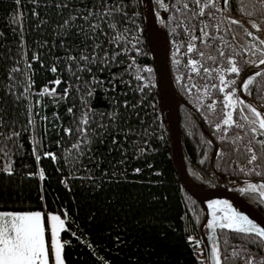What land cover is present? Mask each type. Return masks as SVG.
I'll list each match as a JSON object with an SVG mask.
<instances>
[{"label":"trees","instance_id":"1","mask_svg":"<svg viewBox=\"0 0 264 264\" xmlns=\"http://www.w3.org/2000/svg\"><path fill=\"white\" fill-rule=\"evenodd\" d=\"M109 2L122 4L124 7L117 18L122 24H127L132 33L137 29L140 31L141 43L136 47L141 48V53L137 55L129 44L130 51L120 54L119 60L122 63L118 66L112 65L103 73L93 69L104 79L111 80L113 74L118 78L115 81V92L109 91L105 94L97 90L91 100V107L97 111H118L120 118L116 121L119 127L116 130L104 131L100 137L103 143L98 140L92 147L97 158L102 156L104 159L102 168L107 167L109 161L115 165L123 159L121 153L125 148L129 153L125 164L115 169L109 168L110 172H123L126 169V176L105 178L101 182L100 172H91L95 165L86 157L84 164L88 165L87 169L83 164L73 165L70 155L72 150L69 148L66 153L63 147L57 146V140L62 137L68 144L75 139L73 136L69 140L63 133V128L68 127L71 122L67 108L75 104L78 112L83 109L76 92V82L70 79L71 73L66 70V56L79 55L74 49L84 46L85 37L78 34L75 27L66 31L67 26H61L70 15L79 17L85 14L83 11L77 13L76 9L91 8L97 0H19V3L17 0H0V137H7L13 131L19 133L17 138L8 141V147L11 149L9 159L0 156V210L66 211L65 228L60 232L65 264H103V259L109 260L110 264H204L198 231L203 212L197 201L178 183L171 160L169 137L159 109L155 71L145 41L140 0ZM250 2L251 0H229L227 10L247 22L248 12L254 13L252 19H258L259 5H256L254 11L249 6ZM65 3L66 7H57L58 4ZM174 3H177V0L170 1V4ZM179 6L182 8V0ZM125 11L127 19L123 17ZM134 13L136 15H133ZM179 18V13L169 9L166 26L170 41L171 74L180 94L194 107L218 144L215 168L220 173L236 178L264 180V154L259 144L252 145L258 157L257 161L254 164L247 163L251 154L246 148L249 143L246 130L237 127L236 123L221 124L220 129L213 126L214 123H220L227 112L233 114L235 122L246 123L240 119L239 104L235 108H224V94L233 86L231 81H237L238 76L226 72V61L223 64L219 61L216 64L208 61L207 64L196 65L197 72L191 73L193 78L190 79L186 68L187 59L190 55L198 60L199 57L187 53L188 36L184 27L178 26ZM217 18L221 22L223 40L232 50L251 48L252 44L257 43L258 37L255 34L248 36L243 27L231 24L219 12ZM202 19L208 23L211 18ZM75 23L83 25L84 22L77 18ZM194 23L195 34L199 35L201 25L199 21ZM226 26L231 28L230 32L223 31ZM104 27L107 28V25ZM233 36L236 37L235 40ZM95 42L103 43L104 48L108 47L107 38L103 35ZM87 43L91 46L92 41L88 40ZM219 45V40L214 42L213 52ZM120 47H124V44L121 43ZM177 49L180 50L178 53ZM34 55L37 57L35 60ZM130 57H136V63L131 68ZM237 60L242 63L243 57L238 55ZM143 65L153 69L150 74L153 86L150 89L143 87L144 81L135 78L138 75L137 67ZM249 65L251 64L243 65L242 71ZM53 66L57 69L55 72L51 71ZM203 66L212 68L207 79L202 73ZM217 66L223 71H219ZM75 68L76 65L73 64V69ZM122 73L123 82L119 79ZM177 76L182 77L181 82L176 80ZM220 76L224 77L223 84L227 85L224 93L219 91L222 86ZM252 76L249 91L244 92L264 108V69ZM57 79L61 80L60 84L52 83ZM69 84L73 87L65 98L63 92ZM194 84L196 87H193ZM45 86L55 88L56 94H40V89ZM139 87H143V91H138ZM25 88H28L27 92ZM21 93L24 95L21 96ZM236 95L238 96L237 93ZM112 97L121 101L119 109L111 107ZM125 99L129 101L128 109L122 104ZM212 100L217 103L209 114L207 105ZM132 105H135V109ZM179 111L186 156L197 167L208 170L213 146L193 114L183 106ZM29 119H32V124H29ZM95 119L99 123L100 118L97 116ZM95 126L94 124L93 127ZM128 127L140 133L148 144L145 146L138 136H130L126 141L121 133L117 144L113 145L112 136L120 129L127 131ZM224 128L228 131H223ZM33 134L39 141L35 145V153L34 145L30 142ZM133 142L147 149L136 159H133L136 155L132 151ZM3 144L4 140L0 138V146ZM109 149H112L111 152ZM45 152L53 153L57 159L45 156ZM36 155L40 156L39 161ZM6 163L14 169L13 175L3 173ZM255 164L260 167H254ZM148 165L152 167L149 168ZM135 167H140L142 172L133 173L132 168ZM41 170L44 172L43 179L40 177ZM28 173L33 175L29 176ZM89 175L97 177L95 183L86 178ZM62 180L65 182L61 183ZM97 184L101 186L97 187ZM261 184L263 183L256 187L250 182L236 183L231 185V189L264 213V200L260 196L264 188L260 187ZM218 234L221 253L231 257L228 264H244L241 259L244 254L242 246L256 253L257 260L264 256V248L257 247L256 243L246 242V237L251 234L222 229ZM189 235L193 237L192 242L187 239ZM117 237L120 238L119 242Z\"/></svg>","mask_w":264,"mask_h":264},{"label":"snow or ice","instance_id":"2","mask_svg":"<svg viewBox=\"0 0 264 264\" xmlns=\"http://www.w3.org/2000/svg\"><path fill=\"white\" fill-rule=\"evenodd\" d=\"M35 2V0H34ZM19 3V0H17ZM181 0H177V3L165 5L160 2V8H168L174 10L175 13L180 14L178 20V26L184 27V32L188 36L187 42V53L194 54L199 57L198 59L192 58L190 55L187 59L186 68L189 72V78H193L191 73L197 72L195 67L198 64H207L211 61L216 64L219 61L223 64L227 62V73H234L236 76L240 77L242 83L239 85L246 92L249 91V83L253 80L252 75L245 73V76H241L242 67L245 64H260L264 66V0H251L249 6L256 11V5H259V18L252 19L253 12H248L249 17L248 22L251 25V29L257 30L256 36L258 37L257 43L252 44L251 48L232 50L230 46L223 40L221 35L220 20L217 18V12L221 16L226 17L231 24H236L243 27L244 32L248 36H253L254 33L250 31L247 27H244L242 22L238 19L232 18L227 14V9L229 6V0H182V8L179 6ZM67 3L64 5H57V7H66ZM124 6L122 4L110 3L109 0H97L91 8L85 7L83 10L76 9L77 13L83 11V15L79 17L69 16L68 19L64 21L63 26H67V30L75 27L76 32L85 37L84 46L81 48L77 46L74 50L79 52V55L68 54L66 56L67 67L66 70L71 73L70 79L76 82V92L79 94L80 103L83 105V109L79 112L77 111L76 105L67 108V112L71 116V122L68 127L63 128V133L66 134L67 139L71 140L73 136L75 139L71 144L67 143L64 137L57 140V146L63 147L66 153L69 152V148L72 150L70 155L72 156L73 165L83 164L84 168L87 169L88 165L84 164V158L93 163L95 166L91 169L92 173L100 172V181L103 182L105 178L111 179L115 176H126L127 170L123 172L119 171H109V168H118L120 165L127 162L128 149H124L121 153L123 159L117 161L113 165L110 161L107 167H103L104 159L103 157L97 158V155L92 147V145L99 140L103 143L100 137L106 130H116L119 125L116 121L120 118L118 111H97L91 107V100L96 94L97 90H101L105 94L109 91L115 92L117 80V75L113 74L111 80L104 79L94 72L93 69H98L99 73H103L106 68L112 65H117L122 63L119 60L120 54H126L130 49L128 45L131 44L135 49L137 55L141 53V48L136 47L140 41V31L137 29L135 33H132L128 28L127 24H122L121 20L117 18L118 14ZM35 14V13H34ZM133 15H136L135 13ZM123 17L128 18L127 12H123ZM204 17L211 18L208 23H205ZM82 20L83 25L75 23L76 19ZM195 21H199L201 27L199 35H196ZM215 21V23H213ZM107 25V28L104 27ZM224 32H230V27H224ZM114 33V34H113ZM103 35L107 38L108 47L104 48L103 43L97 44L95 41ZM235 40V36L232 37ZM88 40L92 41L91 46L87 43ZM219 40V47L213 52L214 42ZM123 43L124 47H120ZM115 45V47H113ZM199 45V46H198ZM61 46H64V40H61ZM72 49L69 50L71 52ZM101 51L103 55H101ZM180 50L177 49V53ZM175 55V53H174ZM243 57L242 63L237 60V56ZM33 59H37L34 55ZM176 63V61H173ZM136 57H130L131 66L135 65ZM73 64L76 68L73 69ZM223 71V69H219ZM18 69H14L16 71ZM57 69L55 66L52 67L51 71L55 72ZM127 71V69H126ZM153 69L148 65H143L137 67L138 75L135 77L139 81H144L143 87L151 88L153 86L151 82V76ZM212 68L209 66L202 67V73L204 78L207 79L211 74ZM79 73V74H77ZM145 73L149 75H145ZM123 73L119 76L121 82H123ZM87 77V78H85ZM176 80L178 82L182 81V77L177 76ZM222 86L219 91L224 93L226 84H223L224 77L220 76ZM81 81L83 83L81 84ZM54 84H60L61 80L57 79L53 81ZM232 87L228 92L224 94V108L227 109L229 106L235 108L237 104L240 105L239 114L240 119L246 121V123H238L233 120V114L227 112L220 123H214L213 126L216 129L221 128V124L229 125L236 123L237 127L244 128L246 133L249 134V143L246 145L248 153H250V158L247 161L248 164H254L258 157L253 144H259L262 154H264V139H257V137H264V109H259L253 103H246L245 100L240 99L237 93V81L233 79L231 81ZM108 85V87H105ZM73 86L69 84L68 88L64 89L63 95L67 98L70 94V89ZM143 87H139L138 91H143ZM183 87V84H182ZM193 87H196L194 84ZM207 87V85L205 86ZM216 87V85H212ZM28 88H25V92ZM47 93L49 95H55V88H48L47 86L40 89V94ZM24 93H21L23 96ZM27 97H25L26 99ZM39 103V101H36ZM111 107L119 109L121 106V101L116 97L110 98ZM217 101L212 100L211 103L207 105L208 113H212L214 106ZM123 107L125 109L129 108V101L127 99L122 101ZM135 109V105L131 106ZM247 110V111H246ZM249 113L251 116H249ZM99 117V123H97L95 117ZM105 120L107 123H105ZM29 124H32V119H29ZM96 125L93 127V125ZM223 131L227 132L228 129L224 128ZM34 133V130H33ZM123 133L125 140L127 141L130 136L140 137L142 143L146 146L148 141L140 136V133L136 132L135 129L128 127L127 131L120 129L116 132V135L112 136V144H117V138ZM19 136L18 132H11L7 137H0L4 140L3 146H0V156H3L6 160L9 159V152L11 149L8 147V141L14 140ZM31 143H33V152H36L35 145L39 143L36 139L35 134L31 138ZM112 149H109L111 152ZM145 148H141L139 144L132 143V151L136 154L133 159L138 158V156L146 151ZM45 156H50L53 160H56V156L51 152H45ZM37 161L40 160V156L36 155ZM67 159L65 163H67ZM151 168V165H148ZM254 167L259 168L258 164ZM251 170V169H250ZM133 173H141L142 169L140 167L132 168ZM3 173L7 175H13L14 169L9 165L5 164L3 168ZM259 174V173H258ZM32 176V173H28ZM40 177L43 179L44 172L40 171ZM84 179L85 177H76ZM87 179L93 181L97 180L95 175H89ZM65 181H61L64 183ZM100 187L101 184H97ZM260 187L264 188V184ZM241 191H244L241 189ZM261 197H264V192L260 193ZM43 200L44 198L41 197ZM219 206V207H218ZM208 215L211 219L207 220L208 228L216 229L217 226L224 230H234L240 233L251 234L246 237V242L256 243L257 247L264 248V226H259L252 219L242 212L237 211L232 207L227 201L210 200L208 201ZM67 220V212H61L59 209L52 210H0V264H65L63 258V245L61 244L58 234L62 229L65 228ZM50 234L51 242L50 246L48 243V237ZM75 235V233H73ZM211 235V233H210ZM189 242L193 241V237L189 235L187 237ZM119 242L120 238H116ZM199 244V242H196ZM91 247V245H89ZM244 264H264V256H261L259 260L256 259L257 254L250 252L246 246H242ZM212 257L215 260V264H228L231 259L228 255H223L220 250L219 241L216 240L211 246ZM95 255V253H93ZM103 264H110L109 260L103 259Z\"/></svg>","mask_w":264,"mask_h":264},{"label":"water","instance_id":"3","mask_svg":"<svg viewBox=\"0 0 264 264\" xmlns=\"http://www.w3.org/2000/svg\"><path fill=\"white\" fill-rule=\"evenodd\" d=\"M171 0H140L142 17L144 23V35L149 57L154 67L158 103L162 122L166 128L169 137V150L171 160L176 172L178 183L184 191L191 196L200 205L203 217L199 225L198 231L201 238V245L204 254L205 264H215L212 257L211 246L216 240L219 241L218 231L220 228L210 229L207 225V220L211 219L208 215V201L218 200L227 201L237 211L242 212L252 219L259 226H264V213L251 204L242 195L231 189V185L236 183H253L258 187L259 183L264 184V180L259 178L244 179L236 178L227 174L220 173L214 165L215 157L218 152V144L208 132V129L196 112L194 107L190 105L186 99L180 94L176 88L170 69L169 48L170 41L166 26L168 8H160V2L169 5ZM227 14L232 18L238 19L250 31L256 34L257 30L251 29V25L242 17L233 14L227 10ZM264 66L260 64H251L247 66L242 72L252 75ZM246 78V76H245ZM240 77L237 79V94L240 99L245 100L246 103H253L258 110L264 109L252 97L248 96L242 87ZM183 106L188 109L199 123L204 135L213 146L210 156L209 169L203 170L192 163L183 147L182 132L180 129V107ZM205 172L210 181L202 180L196 171ZM219 207V206H218ZM227 230V229H224ZM234 231V230H228ZM238 232V231H234ZM211 233V235H210ZM221 250V248H220Z\"/></svg>","mask_w":264,"mask_h":264},{"label":"bare ground","instance_id":"4","mask_svg":"<svg viewBox=\"0 0 264 264\" xmlns=\"http://www.w3.org/2000/svg\"><path fill=\"white\" fill-rule=\"evenodd\" d=\"M196 172H197L198 176H199L202 180H206V181H210V180H211V178L208 177V176L206 175L205 172H200V171H198V170H197Z\"/></svg>","mask_w":264,"mask_h":264},{"label":"rangeland","instance_id":"5","mask_svg":"<svg viewBox=\"0 0 264 264\" xmlns=\"http://www.w3.org/2000/svg\"><path fill=\"white\" fill-rule=\"evenodd\" d=\"M261 192H264V190L263 191H261ZM61 232V231H60ZM58 238H59V240H60V242H61V239H60V233L58 234ZM50 242H51V238H50V234H49V237H48V243H49V246H50ZM62 244V243H61Z\"/></svg>","mask_w":264,"mask_h":264}]
</instances>
